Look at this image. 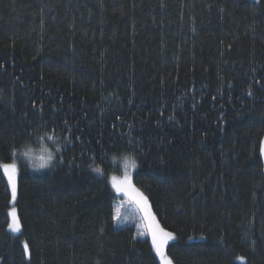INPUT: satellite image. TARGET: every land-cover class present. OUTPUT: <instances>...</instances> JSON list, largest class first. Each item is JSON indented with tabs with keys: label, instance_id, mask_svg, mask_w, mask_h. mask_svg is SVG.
<instances>
[{
	"label": "trees",
	"instance_id": "16d2710c",
	"mask_svg": "<svg viewBox=\"0 0 264 264\" xmlns=\"http://www.w3.org/2000/svg\"><path fill=\"white\" fill-rule=\"evenodd\" d=\"M262 146L264 0H0V264H163L138 193L173 264H264Z\"/></svg>",
	"mask_w": 264,
	"mask_h": 264
},
{
	"label": "snow or ice",
	"instance_id": "6c2138e0",
	"mask_svg": "<svg viewBox=\"0 0 264 264\" xmlns=\"http://www.w3.org/2000/svg\"><path fill=\"white\" fill-rule=\"evenodd\" d=\"M251 95V93H249ZM66 123V122H65ZM71 130L69 129V132ZM51 138V137H50ZM70 142V141H69ZM29 153L25 152L24 155L27 156ZM261 154L264 155V146L261 147ZM12 155H15V151L12 152ZM55 157L51 154H49L47 157L41 156L39 158V163H33V168L35 169H47L53 162ZM127 163V158H126ZM131 167L135 168L136 163L135 160L131 161ZM0 169L3 170V175L7 177V185L10 189V195H11V202L13 204L17 201V176H18V166L13 161L12 163H3L0 164ZM97 173H100V169L96 168L94 169ZM111 183L112 187L116 189L117 192L120 191H126V188H124L122 185H130V181L127 177L124 178L122 181H117V178L115 176L111 177ZM139 200L137 203H140L142 208L145 210V215L149 221L148 228L151 232V238H152V246L156 252V254L160 257V259L163 261V264H173V262L167 258L165 255V245L168 243V241L174 239V236L171 232L165 231L163 228L159 226L155 222V217L152 216L151 212L148 211L147 206V198L143 196L142 193H138ZM9 216L11 217V223L8 224V228L12 232H20L21 231V224L19 221V218L17 216V209L15 207H12ZM114 219H119V216L114 217ZM25 251L28 249V245H24ZM238 259L243 260V257H238Z\"/></svg>",
	"mask_w": 264,
	"mask_h": 264
},
{
	"label": "rangeland",
	"instance_id": "374dc122",
	"mask_svg": "<svg viewBox=\"0 0 264 264\" xmlns=\"http://www.w3.org/2000/svg\"><path fill=\"white\" fill-rule=\"evenodd\" d=\"M49 154H51V152L48 149H46V150H42V152L40 154H38L36 157H34L32 155L31 158H32V160L34 159L33 160L34 163H39L40 162L39 158L41 156L47 157ZM135 163H136V167H137L138 166L137 161H135ZM136 167L135 168L131 167V161H128L127 169H126L128 171H124L123 176L122 175L118 176V174H113L112 176H115L116 178L118 177L117 178L118 182L122 181V180H124L125 177L129 178L130 174L132 175L134 173V171L136 170ZM110 182H111V178H110ZM111 185H112V183H111ZM122 186L124 188H126V191L117 192L119 195H126L128 191H134V187L131 184L130 185H122ZM133 200L122 199L115 204L116 216H119V219H116V224L119 227L134 226V227H136L137 234L139 236H141V237L148 236L149 234H151V232L148 228L149 221H148L147 217L144 215V210H143L141 204L137 203L136 202L137 200H134L135 202H133ZM11 208H10V210H11ZM10 210H9V212H10ZM17 216H18V213H17ZM10 219H11V217H10ZM12 233L14 235H17L20 232H18V233L12 232ZM170 241H168V242H170ZM165 254H166V251H165ZM166 256H167V254H166ZM158 258L160 259L159 256H158ZM161 262L163 263L162 260H161Z\"/></svg>",
	"mask_w": 264,
	"mask_h": 264
}]
</instances>
